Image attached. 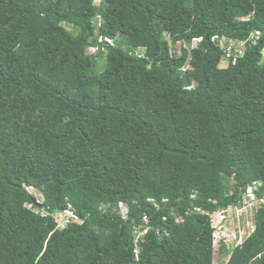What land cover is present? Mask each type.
I'll use <instances>...</instances> for the list:
<instances>
[{"label":"trees","instance_id":"trees-1","mask_svg":"<svg viewBox=\"0 0 264 264\" xmlns=\"http://www.w3.org/2000/svg\"><path fill=\"white\" fill-rule=\"evenodd\" d=\"M254 184L264 0H0V264H213ZM254 211L225 264H264Z\"/></svg>","mask_w":264,"mask_h":264},{"label":"rangeland","instance_id":"rangeland-1","mask_svg":"<svg viewBox=\"0 0 264 264\" xmlns=\"http://www.w3.org/2000/svg\"><path fill=\"white\" fill-rule=\"evenodd\" d=\"M102 1L103 0H95V5L99 6ZM66 28L75 33V30L72 27L66 26ZM197 44L198 42L195 41L191 48L197 47ZM222 46L224 49L228 47L230 51L240 48V45H237V43H227L226 41H223ZM95 52V50L89 51L90 54H95ZM227 65L228 63L225 61L221 67L223 68ZM28 191L36 198L38 203H42L43 198L37 190L30 188ZM29 208H31V206H29ZM123 212L125 213V208L123 209ZM255 213L256 211L254 210L243 208L230 209L227 212H219L212 216V223L216 229L215 257L213 259V264H225L229 259L230 251H232L235 247L240 246L250 237L255 229ZM142 236L143 235H140L137 238H142Z\"/></svg>","mask_w":264,"mask_h":264},{"label":"built area","instance_id":"built-area-1","mask_svg":"<svg viewBox=\"0 0 264 264\" xmlns=\"http://www.w3.org/2000/svg\"><path fill=\"white\" fill-rule=\"evenodd\" d=\"M246 44H247V42L242 43L241 44L242 47L236 50V52H235L236 58L244 56ZM232 57H233L232 54H228L225 61L230 62V59ZM234 64H236V60H234ZM256 190H257V184H254L253 186H250L247 189L246 197H245V203H244L245 204L244 209L249 208L251 210H255L256 208H258L259 206L264 204V199L259 200L257 198ZM65 216L67 219L65 220L64 224H62L63 227H65V225H67L68 223H70L72 221L77 222L79 220L73 211H66Z\"/></svg>","mask_w":264,"mask_h":264}]
</instances>
